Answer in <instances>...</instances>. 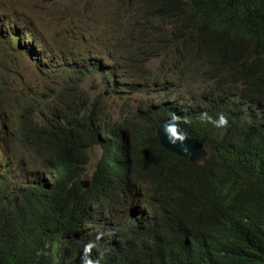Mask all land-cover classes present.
<instances>
[{
    "label": "trees",
    "instance_id": "obj_1",
    "mask_svg": "<svg viewBox=\"0 0 264 264\" xmlns=\"http://www.w3.org/2000/svg\"><path fill=\"white\" fill-rule=\"evenodd\" d=\"M63 4L67 20L89 16H76L89 12L83 0ZM92 13L112 54L76 46L68 57L48 55L27 20L19 29L18 22H0V37L31 41L29 53L44 56L40 72L61 81L52 96L20 97L21 114L8 125L0 116V142L12 140L38 176L23 190L28 180L11 161L23 185L16 200L14 183L5 184L11 197L1 205H18L0 218V264H79L26 246L36 233L75 232L116 205L135 212L140 182L150 185L141 199L146 211H136L148 232L134 228L100 264H264V0H106ZM131 32L124 69L115 35ZM125 75L146 84L154 78L160 105L150 100L120 118L108 111L105 94L93 91L119 94ZM179 90L178 104L163 107ZM5 92L0 88V96ZM166 119L205 144L202 163L161 146L155 123ZM97 145L104 153L83 191L88 153Z\"/></svg>",
    "mask_w": 264,
    "mask_h": 264
},
{
    "label": "rangeland",
    "instance_id": "obj_2",
    "mask_svg": "<svg viewBox=\"0 0 264 264\" xmlns=\"http://www.w3.org/2000/svg\"><path fill=\"white\" fill-rule=\"evenodd\" d=\"M7 1L0 0V3L5 2L7 5L5 9L1 10L0 22L5 21V25H14L18 22L17 28L19 29L21 25L20 19L27 20L30 24L28 26L43 35L37 36V41L39 48L44 53L48 55L57 53L68 57L71 55L72 49L80 46L81 49H95L103 53L112 54V45L96 31L92 23H82L73 18L67 20L69 15L62 16L59 11L64 9L63 0ZM16 35L19 34L16 33ZM115 40L120 48L121 65L126 69L124 49L127 47V40L124 35H115ZM19 44L23 45L27 51H32V47H29V45L32 46L33 43L26 38L17 40L16 36L10 33L5 37H0V88L7 89V92L0 96V109L5 113L2 115H4L6 125L14 119L16 113L20 112V97H39L41 94L52 96L53 89L57 88L61 82L40 72L38 63L41 64V61L36 60V57H40L39 52L38 54L34 53L35 57L30 56L28 52L20 51ZM119 70H122L121 67H119ZM142 81V79H137L135 85H133L128 81L122 80L120 84L122 93L119 94L107 93L104 87H99V89L93 91V94L104 93L107 101V110L117 113V118H120V116L126 117L127 113L130 112V108H135L142 101L154 99L157 94L156 91L150 93L140 91V85L138 84ZM125 86L129 87V91L126 90ZM20 114L21 112L19 116ZM16 128V125L12 123L10 129L14 130ZM9 145H14L12 140L7 141V139H4L0 144V151L3 153L0 155V159L11 161L8 158L14 157ZM101 152V147H96L90 151L91 166L87 168L90 174L94 171ZM20 155L15 157H20ZM35 162L39 166L43 164L42 159H37ZM26 174L28 179L35 177L29 170L25 172ZM87 180L89 179L85 178L81 183H87Z\"/></svg>",
    "mask_w": 264,
    "mask_h": 264
},
{
    "label": "clouds",
    "instance_id": "obj_3",
    "mask_svg": "<svg viewBox=\"0 0 264 264\" xmlns=\"http://www.w3.org/2000/svg\"><path fill=\"white\" fill-rule=\"evenodd\" d=\"M105 1L106 0H83V2L89 8V12H82V11L78 12L76 10L75 11L77 13L76 16H78L80 13L89 14V16L85 18L84 23H92L94 25L95 29H97L98 31H101L103 29V26L100 23V21H98L96 19V13L90 14V9H91V7L96 6V5H103L105 3ZM6 7H7L6 3L1 2L0 3V13H2L1 10L5 9ZM131 34H132V32L125 34L124 35L125 39L127 40L131 36ZM17 40H18V37H17ZM158 62H159L158 58L153 59L150 63H148V66H153V65H155V63L157 64ZM106 64L108 65L107 61H106ZM118 72L121 75L124 74L123 72H121L119 70H118ZM125 76H127V77H124L122 80L128 81V82L132 83L133 85H135V81L137 79H142L143 81L140 84H138V85H140V91L147 92V93H150L153 91L157 92L158 87L155 86V83H154L155 79L154 78L152 79V81L149 84H146L145 83L146 80L144 78H141V77L132 78L128 75H125ZM125 88L127 91H129L128 86H125ZM121 93H122V90H121ZM234 93L237 94L238 92L235 90ZM151 100H154V102L156 103L154 105L159 106L161 103L159 93H157L155 98L151 99ZM179 100H180V90L178 93L171 94L170 97H168V99H166L164 101L165 104L163 105V107L168 108L170 106L177 105ZM148 101H150V100L142 101L141 104L137 105L135 108H131L130 111L135 112L136 110H138L143 105L144 102H148ZM248 108H249V101H248V104L246 106V109H248ZM111 113L117 115V113H114V112H111ZM147 113H148V116H152V114L150 112L147 111ZM127 115H128V113H127ZM168 121H172V120L166 119L160 123L158 121L155 123V125H157L156 136H157L161 146L164 149H165V147L162 144L160 137L158 135V128L162 124H164ZM225 124H226V122H224V125ZM179 128H180V126H179ZM188 138H191V137H188ZM4 139H7V141H9L8 138H6V137L1 138V141H3ZM191 139L201 143L204 151L206 152L205 157L201 160V162L198 163V164H200L207 158L209 151L206 148L205 144L201 140H198L195 138H191ZM96 147H101V150H102L101 155H102V153H104V149H103L102 145H97ZM10 148H11V151H12V154L14 157H10V158H8V160H11L12 162L16 163V165L20 169V172L23 175H25V172H27V170H28V164H29V160L26 157L27 154H21L20 148L15 146V145L10 146ZM166 151H168L169 153H172L169 150H166ZM1 154H3L2 151H0V155ZM19 154H21L20 157H15ZM101 155H100V158L98 159V163L96 164V166L94 168V171L91 174L89 173V169H87V176L85 178H88L89 180L92 178V176L94 175V172L96 171V169L99 165V161L102 157ZM175 155H177V154H175ZM88 156L90 157V152L88 153ZM177 156H179V155H177ZM35 157L37 159L43 160V158L41 156L36 155ZM180 157H182V156H180ZM183 158L185 160H187L186 157H183ZM6 160L7 159H0V218H4L7 215H9L11 210H13L18 205V203H16L18 201L12 202V203H16L12 207L11 206L5 207V206L1 205L2 203H5L11 197L5 193L6 192L5 184L8 182L14 183L13 189L16 188V191H15L16 195L13 198L16 200H17V198L19 199L18 194L22 193L21 189H22V185H23L21 174L15 170V168L12 166L11 161H6ZM43 164H44V160H43ZM90 164H91V159H90V162L88 165L89 167L91 166ZM38 167L41 168V166H39V165H38ZM33 175H35V177L29 178V179L27 178V174L25 175L28 182H27V184H25L23 186V190L33 186V183L36 181L37 174H33ZM85 178H83V179H85ZM83 179H82V181H83ZM89 180H87L88 188L90 186ZM80 187H81V185H80ZM17 188H18V192H17ZM87 189H85V190L82 189V190L86 191ZM148 190H150V185L147 182H140L139 183V191L141 193L140 194L141 196L138 198H135L134 208L136 209V211H141V210L146 211L141 204V199ZM136 211L131 212V211L127 210V208H121V207L116 205V208L115 207H114V209L112 208V211L108 212V214L104 215L103 217L99 218L96 221L93 220L92 222H90L86 226L83 225L81 229H78L75 232L65 230L63 232H59L60 235H58L57 237H54V235H49L46 233H36L29 240V242L26 246L27 250L34 252L35 255L36 254L39 255V254H43V253H55L57 255V257L66 258V259L72 260V261H79V264H95V262L99 259V258H97L99 255L96 254V250L98 248H100L103 251H107L113 245H115L114 243L117 240L118 241L129 240V238L132 237L135 232H137V231L133 230L136 227L141 228V230H139V231H141L144 234V236L146 235V233L148 232V229H147V226L145 224H143L144 216L142 214H140L139 212H136ZM58 253H60V255ZM85 253H88V255L86 257L84 256Z\"/></svg>",
    "mask_w": 264,
    "mask_h": 264
},
{
    "label": "water",
    "instance_id": "obj_4",
    "mask_svg": "<svg viewBox=\"0 0 264 264\" xmlns=\"http://www.w3.org/2000/svg\"><path fill=\"white\" fill-rule=\"evenodd\" d=\"M158 135L166 150L186 157L192 164H198L205 157L206 152L201 143L188 138L185 133L172 121L162 124L158 128ZM83 190L88 188V183H80ZM96 254L100 256L98 263H103L102 256L107 252L98 248Z\"/></svg>",
    "mask_w": 264,
    "mask_h": 264
},
{
    "label": "bare ground",
    "instance_id": "obj_5",
    "mask_svg": "<svg viewBox=\"0 0 264 264\" xmlns=\"http://www.w3.org/2000/svg\"><path fill=\"white\" fill-rule=\"evenodd\" d=\"M136 16V15H135ZM132 21V20H131ZM89 26V25H88ZM2 27V26H1ZM19 33H23V32H19ZM24 34V33H23ZM21 35V37L22 36H25V35ZM19 39V38H18ZM22 46V50L24 51V53H25V51L26 52H28L29 53V51H27L26 49H25V47L23 46V45H21ZM37 50V53L39 52V54H40V57L38 56V57H36V60L38 61V60H40L41 61V64L40 65H43L44 64V57H43V55H42V53H40V51H38V49H36ZM29 55L30 56H34L35 57V54L33 53H29ZM100 70H104V67H102V66H99L98 67ZM7 106V105H6ZM0 116L2 117V118H4V115H1L0 114ZM1 121H4V119L3 120H1ZM4 123H5V121H4ZM257 123V122H256ZM49 125V124H48ZM2 143V141L0 142V144ZM102 155H103V153H102ZM101 155V156H102ZM26 157L28 158V160H29V156L28 155H26ZM35 159L37 160V158L35 157ZM29 201H31V200H29ZM33 202V201H32ZM162 202V201H161ZM167 202V201H166ZM23 206V205H22ZM28 208V207H27ZM157 208V207H156ZM28 210V209H27ZM31 220V219H30ZM149 220V219H148ZM31 225V224H30ZM88 255V253H85L84 254V256L86 257Z\"/></svg>",
    "mask_w": 264,
    "mask_h": 264
}]
</instances>
